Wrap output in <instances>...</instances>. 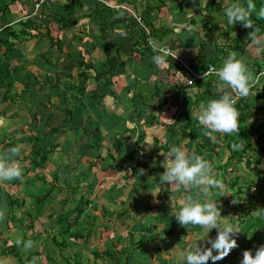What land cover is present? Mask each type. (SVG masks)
Masks as SVG:
<instances>
[{
	"label": "crops",
	"instance_id": "0c3cea01",
	"mask_svg": "<svg viewBox=\"0 0 264 264\" xmlns=\"http://www.w3.org/2000/svg\"><path fill=\"white\" fill-rule=\"evenodd\" d=\"M37 1L21 0V5H14L13 12L17 14L14 15L17 16L14 21L25 18L27 13L33 17L44 7L57 11L63 4L69 2L45 0L50 2L44 1L38 11H35L34 4H37ZM79 1L78 7L68 20L69 23L72 21V27L67 26L63 29L55 22H52L53 26L51 23L48 25L50 16H45L39 22L42 23L39 31L42 33L41 37L22 41L8 54L7 58L9 57L11 61L4 64L10 65L9 72L12 77H9L11 89L8 101L1 100L2 91L5 90L3 88L0 90V150L21 146L23 153L21 163L26 164L27 159L32 154L37 155L35 152L40 149V145L36 143L46 142V134L55 128L60 135L51 140L57 145L56 149L48 155L41 170L40 167H35L21 179V183L28 187V194L33 196V201L50 192L48 196L52 202L69 203L72 197L68 199L69 195L66 192L69 187L78 183L79 186L91 183L90 186L98 189H110V192L113 191L115 194L114 196L109 194L113 201L103 200L101 205L106 202L111 205L109 209L116 214V218L120 214L126 215L114 221L116 226L113 224L107 231H103L108 236L104 244L113 242L118 245L116 248L120 249L118 241H121L119 240L121 237L126 240L123 246H130L136 251L147 250L145 260L137 258L132 264L137 260L140 264H147L149 259L157 261V264L163 262L174 264L175 257L170 254L172 247L188 249L194 247L196 243L199 247H210L207 241L215 239L217 230L212 229L206 238L202 228L191 226L185 228L176 221L174 215L179 211V200L171 206L170 196L174 192L173 188L166 184H157L160 174L164 171L159 158L166 156L170 145L182 146L189 153L194 151L205 159L213 153L212 151L219 150L218 158L225 160L214 163L211 157L209 161L212 162L213 169L219 172L217 176L221 177L222 166L228 157L227 148L223 144L217 145L222 134H216L217 142L213 143L203 135V126L195 119L199 104L219 99L217 96L220 92L212 88L211 92L215 96L198 101L197 95L203 92V84L197 86L195 81L189 83L187 77L189 73L178 64L167 58L166 63L157 66L152 58L147 56L139 58L136 51H130L129 48L121 50L125 63V78L117 82L112 79L109 86H102L104 81H96L94 76L96 72L103 71L101 66L105 71L108 58L114 56L109 47L112 44L118 45L121 39H127L129 36L128 43L134 42V36L139 34V28L133 27L122 11L103 9L97 6L94 0ZM106 1L109 4L115 1H118V4H132V8L135 6L134 10L140 15L142 13L146 26L154 30V40L158 45L168 46L191 66H194L199 58V61L205 60L208 63L213 59H221L220 50L211 49L215 44L221 47L222 43H225L222 34L228 33L233 39L247 40L249 32L239 23L227 24L224 15L227 0H217V3L204 8L198 6V0H153L151 3H148L149 0ZM208 8L209 13L205 12ZM203 12L205 16L201 15ZM119 17L122 18L118 23ZM64 25L66 26V22ZM46 26L51 32L49 37L56 38L54 43L58 39L62 45L52 47L46 44L49 42L45 36ZM118 26L124 28H116ZM167 30L169 33H166ZM122 32L127 33L126 37L121 35ZM103 37L101 45L98 42ZM250 46L251 42L241 57L245 63L247 56L251 58L248 53L250 51L254 56H260L255 47ZM41 54H48L47 60L42 64ZM128 57L131 60L127 59ZM71 61L75 65H78V61H83L86 67H92L86 70V83H83L84 78L79 77V72L83 71V68L76 67L69 75L68 72L65 73L64 64ZM254 64L253 61L248 67L250 71ZM140 67H143L145 72H147L145 67L150 71L147 74L136 73L140 76L135 81L140 80L142 86H132L134 69ZM0 85L7 86L1 81ZM82 86H85L84 89ZM166 93L168 97L165 96ZM30 94L34 98L33 101L28 99ZM146 96H155L151 97L150 102L154 108L149 110L142 106L138 110L135 101ZM170 107L173 108L170 113L161 110V108L168 110ZM66 109L73 115L71 118L65 116ZM124 116L129 120L125 121ZM180 122L184 125L177 124ZM96 126H99L97 133L93 132ZM66 133L67 139L71 138L75 143L60 147L67 142L64 139ZM60 137L63 141H60ZM197 140L199 141L196 142ZM146 141H151V145ZM199 149L201 151H198ZM111 158L112 161L109 162ZM58 160L61 164H57ZM48 167H52V173L47 172ZM127 168L131 170L127 171ZM140 169L144 170V174H139ZM69 173L72 174L73 180H68ZM82 173L86 176H82ZM54 174L55 179L52 181ZM7 182L9 181L0 185L2 190L0 197L3 196V187ZM157 186L161 192L153 198L149 190ZM55 188H59L60 193H65L60 200L55 198V193L58 192ZM219 198L220 195H214L212 191L210 199L218 202ZM75 199L77 196L72 201ZM220 206L221 216L224 217L221 224H229L228 209L221 204ZM45 212L47 213V210ZM123 219L128 221L125 222ZM129 220L136 221L137 225ZM4 225V221L0 223L2 229L0 231L5 230ZM127 226L129 228H126ZM140 227L141 233L134 232L140 230ZM169 227L172 228L174 238L163 234L169 231ZM118 229L122 230L120 232L122 235L116 234ZM127 232L141 235L140 247L128 241V236L124 237ZM202 238L206 239L199 241ZM159 249L162 254H154L156 250L159 252ZM213 254L215 255V251ZM4 257L0 256V264H7ZM208 264H212L211 261Z\"/></svg>",
	"mask_w": 264,
	"mask_h": 264
},
{
	"label": "trees",
	"instance_id": "16d2710c",
	"mask_svg": "<svg viewBox=\"0 0 264 264\" xmlns=\"http://www.w3.org/2000/svg\"><path fill=\"white\" fill-rule=\"evenodd\" d=\"M40 0H38L36 3H38ZM45 1V0H44ZM40 4H44L45 2H50V1H45ZM95 4L97 6L103 7V9L110 10V11H122L124 12L123 14L126 16V19L130 22V24L135 27L139 28V34L134 36V42L128 43L129 50L133 51L135 50L138 57L142 58L144 56L153 58V56L156 54L152 50H150L148 47L145 46L144 42V35L142 30L140 29V24L136 21L135 17L133 16V13L138 15L141 19H143L142 14L140 15L137 13L134 9L135 6L132 8V4H118V1L113 2L111 4V8L107 7V2L106 0H94ZM216 1V0H212ZM78 2L79 0H69L68 3H65L61 6L60 9L57 11H52L51 9L44 7V9L39 10V12L35 15L28 16V13L25 15V18L23 19H18L17 21H14L17 15L15 12H13V7L14 5H21V0H0V81L2 84H6L7 86H2L0 85V90L3 88L5 91L3 92V96L1 98L2 101H8L9 100V92L11 89V82L9 77L11 78V73L9 72L10 70V65H5L11 59L7 56L9 53L14 51V47L21 43L22 41H26L28 39H32L33 37L39 38L41 37L42 33H40V29L42 28V23L40 22V19L43 17H49V23L55 22L60 25L61 28H65L67 26L72 27V21L69 23L68 20L69 18L73 15L75 8L78 7ZM239 2L243 6H247L248 0H227V5L224 7V12L226 7L231 4ZM117 3V4H116ZM252 3L255 5V11L252 12L251 18L254 23V26L260 30L261 34H264V18L259 17L258 13L262 7H264V0H252ZM36 4H34L35 6ZM39 6V7H40ZM38 11V10H37ZM48 11V12H47ZM119 12H117L118 14ZM122 18V17H121ZM121 18L119 17V22H121ZM66 22V26L64 25ZM229 25V24H228ZM236 25V24H234ZM243 29H246L245 27L241 26ZM247 31H251L250 29H246ZM166 33H169L167 30ZM247 33V32H246ZM245 33V34H246ZM51 35L50 29L48 26H46L45 30V36L49 40V42H52V45H54V40L56 38L49 37ZM230 34L224 33L221 36L224 37L225 43H222L221 47H218L217 44H215L211 51L215 50H220L222 53L221 59H213L211 62H206L205 60L199 61L196 60V63L194 66L190 65V68L195 71V72H200V71H205L208 66L212 65L215 68L221 67V63L224 58H226L229 54V52H236L237 53V58L244 54L246 52V49L248 45L250 44V41L247 39L242 40L241 38H231L229 36ZM152 37H154V30L152 31ZM41 40V39H39ZM55 45H62L60 40H56ZM40 43V42H38ZM260 57L263 58L264 52H260ZM46 55L44 54L40 56V59L42 62L46 61ZM116 56V57H115ZM113 57L108 58L106 62V69L104 71V68L101 66V69L103 70L102 72H96L95 73V80L96 81H104L102 86H109L111 83V80L114 79L117 80L121 78H125L124 75V70H125V63L122 60V52L120 49L117 50L116 55ZM130 57V56H129ZM127 58L131 60L130 58ZM255 58V64L254 67L252 68V72L254 74L258 73L259 71L262 70V67L264 66V61H262L259 58ZM75 61V60H74ZM140 61H142L140 59ZM187 61V60H186ZM188 62V61H187ZM5 63V64H4ZM189 63V62H188ZM190 64V63H189ZM143 66V65H142ZM79 67L83 68V71L79 72V77L84 78L83 83H86L87 81V72L86 70L92 69V67H86V64L84 62L78 61V65H75L73 61L70 63L64 64V70L65 73L72 71V69ZM187 77L190 79L192 77V74L187 75ZM197 82V86H201V83L204 86V90L202 93L197 95L198 101L201 100H207L210 97L215 96V94H212L211 89H217L216 88V82L217 78L215 75L208 76L202 80H194ZM83 89L85 86H82ZM253 91V89L251 90ZM221 95V93H220ZM217 96V97H220ZM253 98H243L239 99L237 101L236 107L239 111V132L237 134H230V135H224L222 134V139L219 138L217 145L224 144V147L227 148L228 150V157L225 162V164L222 166V172L223 174H227V168L228 166H232L233 164H238V166H241L242 163L245 164V167L247 170L252 172L254 175V180L251 182L248 186H241L239 185L240 183V177L239 176H234L232 177V174L226 175L225 177L221 173V178L222 181L227 185V182H230V189L231 190H236V195H245L246 197V205L245 207H242V205L237 204V206H232V208L229 209V211H233L235 213H240L238 216L239 223L238 224H245V227L239 228L240 232L236 235L235 239L237 241L238 247L241 248L240 255L238 256V253L235 255L234 259L235 261H231L230 255H228L226 258L223 260L216 261L215 264H240V261L242 259V253L245 250H251L253 254L255 253V250L264 245V239L258 237V234L260 233V230L264 228V218H261L258 216L255 211L259 209H264V169L262 166L257 162L258 156L263 155L264 156V118L261 122L259 123H253V124H248L247 121L251 118V111H250V105L253 103L250 101H256L258 102V106L254 109L257 113H263L264 114V92L261 93L258 97H254L252 93L250 94ZM134 96H132L133 98ZM196 98V99H197ZM139 100V99H137ZM262 101V102H261ZM65 116L67 118H71L73 115L71 114L70 111L67 109L65 110ZM99 126H96L93 132H98ZM59 134V131L56 130L55 128L50 129V131L46 134L45 136V141L46 142H41L36 143L40 145V149L36 150V154H32L29 159H27L28 163L22 165V171L23 175L26 176L28 172H30L33 168L35 167H40L39 170H41L42 166L46 162L48 155L52 153L57 145L51 141L50 137L53 135ZM54 143V144H53ZM220 143V144H219ZM242 144V148L239 150H234L232 145L233 144ZM100 156L98 155V158ZM164 158V157H163ZM206 159L210 160L211 155H209ZM114 168L113 166H111ZM116 167V166H115ZM224 168V170H223ZM236 169V168H235ZM234 169V170H235ZM219 173V172H218ZM82 176H86L85 173L81 174ZM38 178H41L40 176H37ZM89 176H87L88 178ZM21 178V179H22ZM21 179L17 180H12L7 183H5V190L3 193V196L0 197V207H6L7 212H6V218L4 220V231H0V256H11L17 263L19 264H30L32 257L33 256H39L40 252H32V251H26L23 247H17L14 243L15 240H12L11 238H6L4 236V233L7 231H12L14 229H17L25 241L31 239L33 241L37 240V236L33 234L32 230L34 228V220L38 215L43 211L44 205L48 202L49 199V193H45L42 197L37 198V200L34 202L36 206V210L33 214L26 208L27 204L22 200L21 194L18 192L13 191V188L18 189L19 185L21 183ZM224 179V180H223ZM74 186H71V188ZM75 187H79V183L75 185ZM57 189V188H55ZM69 190V188H68ZM1 187H0V193H1ZM252 191V192H251ZM14 192V193H13ZM74 191L72 192V198L74 199L76 195H73ZM78 193V192H77ZM4 197V198H2ZM78 198V197H77ZM220 201H223V197L219 198ZM77 200V199H76ZM87 200H85L86 202ZM76 202V201H75ZM56 204H60L61 206H58L57 209L54 211L50 210V213L48 214L49 219L55 218L53 227H58L60 230L58 231L57 234L52 235L50 241L52 242L51 248L55 247L56 249L61 250L62 254V249H65L68 247V245H77L78 240H82L83 238V231L84 227H78V226H73L71 222V215H73L72 210H65L64 208V203L61 201L56 202ZM241 203V202H240ZM254 203H260V206L258 208H255L253 205ZM86 203H84V198L79 202V206H77L79 209L77 210V215H75L74 220H77L78 217L84 213V209L80 208L84 206ZM35 209V208H34ZM114 212L107 211L106 214L107 216L114 217L116 214H112ZM114 215V216H113ZM126 214H120L117 215V219H120ZM109 218V219H110ZM27 219L30 221L27 223ZM96 219V218H92ZM89 229L95 227V224L93 222H90L88 225ZM0 230L1 227H0ZM24 230V232H23ZM31 232L30 236H27V232ZM134 232L141 233V227L140 230H135ZM127 233L128 234V241L132 242V244H136L137 247H140L142 244V239L141 235L138 236L135 233ZM166 236H169L170 238H174V234L172 231V228L169 227V231L165 232ZM261 234V233H260ZM89 234H87L86 237H88ZM138 236V237H137ZM118 241L120 242L121 248L117 249L116 244L113 242L106 245V247L103 250H99L97 247H94L95 249L92 251V256L94 258V262L96 260H99L101 264H121V261L124 260V254H125V247L123 246L126 242L124 238H119ZM123 241V242H122ZM86 242V241H85ZM252 244L254 246H252ZM97 249V250H96ZM113 249V250H112ZM141 250H138L137 252L139 253ZM53 252V250H50V254ZM216 254V253H215ZM73 258L70 259H75L73 264H81L79 261H77L76 253H73ZM130 258V256H127ZM62 262L64 261V264H72L70 261H68V258H61ZM67 260V261H66ZM47 264L50 263L51 259L48 258L47 256L45 257V260ZM212 263V261H211ZM15 264V262H14ZM53 264H57V262H53Z\"/></svg>",
	"mask_w": 264,
	"mask_h": 264
},
{
	"label": "clouds",
	"instance_id": "9594fccd",
	"mask_svg": "<svg viewBox=\"0 0 264 264\" xmlns=\"http://www.w3.org/2000/svg\"><path fill=\"white\" fill-rule=\"evenodd\" d=\"M40 1L37 3L39 6ZM204 3L207 6V0H204ZM107 7L111 8L112 6L107 3ZM253 11H255V5L252 0H248L246 7L239 2L229 4L224 15L227 24L239 23L246 29L251 30L248 32L247 39L255 47V51L260 53L264 52V34H261L260 30L254 26L251 18ZM258 15L264 18V7L260 9ZM140 29L144 35L145 46L156 53L152 58L155 65L164 64L169 58L189 74L191 72L198 74L204 72L193 71L190 64L184 58L175 54L168 46L158 45L152 37V29L146 26L143 19ZM145 29L148 30L149 35L146 34ZM121 35L126 37L127 33L122 32ZM147 38L152 39L149 42L151 47L147 45ZM165 49L173 54L176 59L169 56L170 53L161 52ZM238 58L236 52H229L228 56L223 59L221 67L213 69L212 74L217 78L216 88L221 95L219 99H211L207 103L201 102L195 112V119L203 126V135L213 143L217 142L216 134L230 135L239 132L240 114L236 107L237 101L247 98L251 93H258L260 83L264 81V66L261 71L254 74L244 60ZM253 76H255V79ZM188 81L192 82L194 80L191 77ZM252 89L253 91H251ZM146 142L149 145L152 143L151 141ZM232 147L234 150H239L242 148V144H233ZM22 160L23 153L19 145L0 150V185L6 181L22 178ZM162 167L164 171L160 174L159 183L157 184H166L173 188L174 192L170 196L171 206L179 200V211L174 215L176 221L185 228L189 226L202 228L206 238L212 229L217 230L215 239H208L207 241L210 247H199L196 243L194 247L188 249L173 248L170 254L175 257L174 264H208L209 261L215 264L216 261L226 258L233 249L238 247L233 235L239 233L240 230L238 227H233L227 223L221 224L224 217L221 216L219 201L210 199L213 189L221 194L220 197L231 195L227 191L228 186L214 175L212 162L194 151L189 153L182 146L170 145L169 151L164 156ZM129 170L131 168H127V171ZM139 174H144V170L140 169ZM149 192L153 198H156L161 190L157 186ZM232 202L238 203L236 199H233ZM6 212V207H0V223L5 220ZM255 213L264 218V209H259ZM127 235L124 237H127ZM14 243L17 247H23L26 251L38 247L36 241L31 239L25 241L19 236ZM214 251L215 255L213 254ZM38 260L39 257L33 256L31 264H37ZM240 264H264V245L258 247L254 254L251 250L243 251Z\"/></svg>",
	"mask_w": 264,
	"mask_h": 264
},
{
	"label": "rangeland",
	"instance_id": "374dc122",
	"mask_svg": "<svg viewBox=\"0 0 264 264\" xmlns=\"http://www.w3.org/2000/svg\"><path fill=\"white\" fill-rule=\"evenodd\" d=\"M152 1L153 0H149L148 3L149 2L151 3ZM216 1L207 0V5L217 3ZM197 2H198V6L199 7L204 8V6H205L204 0H198ZM218 6H220L219 3H218ZM209 10L210 9L208 8V10H206L205 12H208L209 13ZM205 12H203V14H201V15H204L205 16ZM198 18H196V19H198ZM0 23H1V21H0ZM116 28L123 29L124 27L123 26H118ZM129 37L127 39H121L120 40V43L118 45L113 46V44H112L109 47V49H111V51L114 54V56H115V54H116V52H117L118 49L124 50V49H127L128 48L129 44H128V41L127 40L129 39ZM103 41H104V37L101 38L98 43H101V45H103ZM41 42L43 43V41H41ZM46 44L48 46L58 47L57 45H55V43H54V45H52V42H48ZM250 47H252V45ZM248 53L250 54L251 58L247 56L245 58V60L247 61V63H246L247 66L250 67L251 66V63L253 61L255 62V58H254V54L251 51L248 52ZM244 54L240 55L238 59H241V57H243ZM256 58H259V61H260V59L262 61H264V55H263V58H261L260 56L259 57H256ZM41 64H42V61H41ZM145 68H146V71L147 72L144 71L143 67L134 69L133 78H132V86H142V82L140 80H138L136 82L135 79H137L140 76V75L137 76L136 73H138V74H143V73H146L147 74V73H149L150 70H147L149 68H147V67H145ZM253 77L255 79V76H253ZM158 87H160L159 84H158ZM259 88H260V91L258 93L252 94L254 97H258L261 93L264 92V81H261ZM257 91H258V89L256 90V92ZM151 92L153 93V91H151ZM165 96L168 97L169 96L168 93H166ZM151 97L154 98L155 96H146V97H143V98H141L139 100H136L135 101V104H136V107L138 108V110L142 106L143 107H146V109L148 108L149 110H151V108L153 109L154 106H153L152 103H150L151 102ZM249 98L251 99L253 97L251 95H249L246 99H249ZM28 99H30L31 101L34 100V98L32 97L31 94L28 96ZM166 99H164V100H166ZM164 100H163V102H164ZM251 102H253L250 105V111H251V115L252 116L247 121V123L248 124L259 123V122H261L263 120L264 114L263 113H257L256 111H254V109L256 108V106H258L257 105L258 104L257 99H256L255 102L254 101H250V103ZM160 104L163 105L162 102H160ZM172 109H173L172 107H170L168 110H166L164 108H161V110H165L166 112H169V113L172 111ZM124 120L125 121H128L129 118L127 119L124 116ZM177 124L180 125V126H183L184 125L183 122H180V123H177ZM172 129L173 130H176L174 127H172ZM191 135H193V133ZM59 136H60L59 134L58 135H53L52 137H50V139L53 140V139H55V138H57ZM67 136H68V134L66 133L64 139L67 142H65V144L62 145V146H60V147H63L65 145H73L75 143L71 138L70 139H67ZM59 139H60V141H63V138L62 137H60ZM220 139H222V137ZM198 141L199 140H197L196 142H198ZM57 143H58V139H57ZM223 146H224V144H223ZM214 147H215V145H214ZM198 151H201V150L199 149ZM212 152L213 153L211 154V157H212V160H213L214 163H217L218 161L223 162L225 160V158H223V160L221 159V157L218 158V156L220 154V151L219 150L218 151L215 150V151H212ZM196 154H199V153H196ZM129 155H132V154H129ZM224 156H226V154ZM163 160H164V158H159L160 166H162ZM108 161L111 162L112 161V158L109 159ZM56 162H57V164H61V162L59 160L56 161ZM257 162L264 169V156L263 155H259L258 156ZM225 169L227 170V172L229 174H232L231 175L232 177H234V176H239L240 177V183H239V185L241 186L240 188H242V186H248L254 180L253 179L254 178V175L252 174V172H250L249 170L246 169L244 163H242L241 166H238V164H233L232 166H228ZM223 170H224V168H223ZM47 172L52 173L53 172L52 167H48V171ZM221 173L223 174L222 171H221ZM228 173L226 175H228ZM214 175L216 176V178L221 179V177L217 176L218 175V172H216L215 169H214ZM223 175L225 177H227L225 174H223ZM68 176H69V177H67L68 180H73V178L71 177L72 176L71 173H69ZM51 179H52V181H53V179H55V174H54V176ZM100 181H102V180L100 179ZM83 182H86V181H83ZM90 185H91V183L90 184H86V185H81V186H79L77 188L74 185V187H72V188L69 187V190L66 192L69 195L68 196V199L72 197V192L73 191H74L73 195L74 196L76 195L78 197L77 200L75 199L76 202L75 201H72L73 199H71V201L69 203H64L63 205H64L65 210L66 209H70V210H72L74 212L73 215L70 216L71 217V222H72L73 226H78V227H82L83 226L84 227V231L82 233L83 238H82L81 242H80V240H78V244L77 245H68V247H66L65 249H62L63 250L62 251V254H61V250L60 249H58V248L56 249L55 247H53V248L50 247L52 245L51 244L52 242L50 241L49 238H51L52 235L57 234L60 229L58 227H53L55 218L49 219L47 217L48 213H50V210L54 211L55 209H57L58 206H61V205L59 203L56 204L55 202H52V199H49L48 202H47L48 205L45 204L44 207L42 208L43 209V212L40 214V216H38V217L35 218V220H34V228H33L32 232H33V234H35L37 236L36 242L38 243V247L34 248L31 251L32 252H34V251L35 252H40V255L37 256V257H39V260L37 261V264H47L46 261H44L46 256L51 259V261H50L49 264H53V262H57V264H64V261L62 262L61 261L62 260L61 258H68L67 260L70 261L73 264L74 261H75V259H70V258H73V256H74L73 253L74 252L77 255V257H76L77 261L80 260L79 263H81V264H101L99 260H96L94 262V258H93V256H92L91 253L95 249L94 247H97L100 251L103 250L106 247V245L104 244V242L108 239V236L106 234H104L103 231L104 230L107 231V229L111 228L113 224H114V226H116V224H115L114 221H116L117 218L114 215H113L114 217H111L110 218L106 214V212L109 211L110 212V215H111V210L109 209V207L111 205H109L107 202L104 205H101V203L104 202L103 200H106V201L111 200V201H113L112 200V197H109V194L110 195H113V196L115 194H113V191L110 192V189L102 190L100 188L98 189V187H95L93 185L90 186ZM229 185H230V182H227V186H228L227 191L231 195L223 196V201H220L219 199H218V201L220 202V204L222 205V207L228 209L227 210V213H228V222H229V224L232 225L233 227H238V228H241L242 227L243 228V227L246 226L245 224H241V225L238 224L239 223L238 216L240 215V213H235V212H233L231 210L229 211V209H230L229 206L230 205L237 206V204H239V205H242L243 204L242 207H245V205H246V197H245V195H236V190H231ZM3 188L5 190V187H3ZM12 188H13V191H15L17 193L19 192L21 194V197L20 198H22V200L24 202H26V204H27V207L26 208L34 216V212L36 210V206L34 204L35 201H33V199H32L33 196H30L28 194V187H27V185H25L24 183H21L19 185V188L18 189L14 188V187H12ZM102 188H103V186H102ZM31 190H33V188H31ZM57 190H58V192L55 190L56 191V193H55L56 197L55 198L57 200H60L61 197H63L65 193H60L59 192V188H57ZM213 193H214V195L215 194L216 195H221L215 189H213ZM83 198H84V203H86V204L84 206L80 207V208H83L85 211H84V213H82L78 217L77 220H74L75 215H77V210L79 209L77 206H79V202ZM233 199H236L238 203H233L232 202ZM85 200H87V201L85 202ZM253 206L255 208H258L260 206V203H254ZM46 210H47V213L45 212ZM104 210H106V211H105L104 214H102ZM112 214H114V213H112ZM92 218H96V219H92ZM127 219H125V220L123 219V220L126 222V221H128ZM29 222L30 221L27 219V223H29ZM90 222H93L95 224V227L89 229L88 225H89ZM129 222H131V223L133 222L134 225H137L136 221L129 220ZM119 224L121 226V223H119ZM126 228H129V226H127ZM116 231H117L116 234H119L120 232H122V230H119V229L116 230ZM23 232H24V230H23ZM30 233L31 232H29V231L27 232V236L28 237L30 236ZM260 233L258 234V237L262 239L261 241H263V239H264V228L260 230ZM5 234H6L5 235L6 238H11L12 240H15L19 235H21V233H19V231L17 229H14L12 231L6 232ZM87 234H89L88 237H86ZM120 234L122 235V233H120ZM163 234L165 235V233H163ZM237 234L238 233H236V234L233 235V238L234 239H235V237H236ZM252 246H254V245L252 244ZM124 247H125V254H124V257H123L124 260L121 261V264H132L133 261L136 260L137 258H140L142 260H145V258H146V251L147 250L140 251L138 253L135 249H132L130 246H124ZM173 248H175V247H172V249ZM50 250H53V252H51V254H50ZM160 250L161 249H159V252H156V251H158V250H156L154 252V254H156V255H158V253H161L162 254V251H160ZM240 252H241V248H239V247L233 249L230 252L229 255H230V258H231V261L232 262L235 261V259H234L235 255L238 253V256H239L240 255ZM127 256H130V258L127 259ZM4 259H5V262L7 264H14V262H15V264H19L11 256H7L6 255L4 257ZM232 262H231V264H232ZM134 264H140L139 260H137ZM147 264H157V261L150 260L149 259L147 261ZM162 264H165V263L163 262ZM233 264H235V263H233Z\"/></svg>",
	"mask_w": 264,
	"mask_h": 264
},
{
	"label": "built area",
	"instance_id": "2783aa9c",
	"mask_svg": "<svg viewBox=\"0 0 264 264\" xmlns=\"http://www.w3.org/2000/svg\"><path fill=\"white\" fill-rule=\"evenodd\" d=\"M42 1H43V0H41L40 3H42ZM38 7H39V4L35 5V9H37ZM133 16L135 17L136 21H137L140 25H142V19H141L138 15H136V14H134V13H133ZM145 31H146V34L149 35L148 30L145 29ZM150 41H152V39H151V38H147V45H148V46H150V43H149ZM150 47H151V46H150ZM161 52H163V53H165V54L170 53L167 49H165V50H161ZM168 55L174 58V55H173V54L170 53V54H168ZM174 59H176V57H175ZM185 67H186V66H185ZM213 69H216V68H215L214 66L210 65V66H208V68H207L204 72H202V73H199V74H198V73L191 72V74H192V80H195V79H204V78H206V77H208V76H212V75H214V74H212ZM189 83H191V81H189ZM189 83H188V84H189Z\"/></svg>",
	"mask_w": 264,
	"mask_h": 264
}]
</instances>
